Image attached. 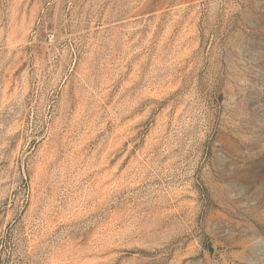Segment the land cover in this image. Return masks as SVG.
Returning <instances> with one entry per match:
<instances>
[{
	"label": "rangeland",
	"instance_id": "obj_1",
	"mask_svg": "<svg viewBox=\"0 0 264 264\" xmlns=\"http://www.w3.org/2000/svg\"><path fill=\"white\" fill-rule=\"evenodd\" d=\"M0 264H264V0H0Z\"/></svg>",
	"mask_w": 264,
	"mask_h": 264
}]
</instances>
